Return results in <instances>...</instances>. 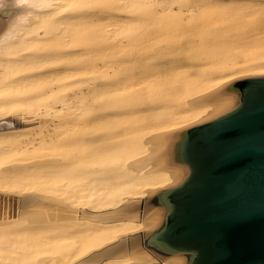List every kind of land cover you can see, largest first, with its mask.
Masks as SVG:
<instances>
[{"label": "bare ground", "instance_id": "bare-ground-1", "mask_svg": "<svg viewBox=\"0 0 264 264\" xmlns=\"http://www.w3.org/2000/svg\"><path fill=\"white\" fill-rule=\"evenodd\" d=\"M157 1L138 0L124 16L136 24L131 36L120 34L129 56L96 64L120 105L76 121L59 92L89 76L83 57L97 39L100 0L0 6V182L24 164L2 165V152L22 144L80 154L68 163L41 158L46 170L16 190L0 188V264H169L140 242L143 199L173 181L160 139L205 117L221 87L264 74V0H168L154 14L140 13ZM164 20L186 28L170 31ZM99 118L113 123L96 128ZM31 229L40 236H23Z\"/></svg>", "mask_w": 264, "mask_h": 264}, {"label": "water", "instance_id": "water-1", "mask_svg": "<svg viewBox=\"0 0 264 264\" xmlns=\"http://www.w3.org/2000/svg\"><path fill=\"white\" fill-rule=\"evenodd\" d=\"M160 153L173 181L143 199L140 242L169 264H264V74L221 87Z\"/></svg>", "mask_w": 264, "mask_h": 264}, {"label": "rangeland", "instance_id": "rangeland-1", "mask_svg": "<svg viewBox=\"0 0 264 264\" xmlns=\"http://www.w3.org/2000/svg\"><path fill=\"white\" fill-rule=\"evenodd\" d=\"M137 1L138 0H114L115 7L113 8V0H100L102 10L98 20V34L94 37L97 39L94 42L86 45L85 56L83 57V64H86V68H88V70L90 71L87 73L89 76L82 74L77 78L71 79L75 80L71 81L72 84L70 90L67 91L68 94L65 91L59 92L60 95L63 93L67 96L66 97L62 94V102H64V99L67 98V101H65L64 103L68 105L71 111V115L73 116L72 119L74 121H76V119L79 120L83 117L97 114L99 112L110 111L113 109L112 107L115 104L120 105L121 101L120 98L118 99V97L121 94L113 93V86L110 84H106V78H103V72L105 70L100 68L98 70L99 73H97L96 64L105 61H112L116 57L118 61L121 62L129 56L130 52L128 45L131 46V44H127L126 40L121 43L120 39L121 35L125 36V38L132 35V31L130 30L136 24H133L129 20V18L124 16L129 15V11ZM167 1L168 0H158L156 3H152L151 7L153 9L144 8L140 11V13H142V15L154 14V12H157L158 9L164 7ZM207 1L208 0H183L180 1V3L184 2L182 3L183 5L188 2L187 5L189 3L190 5H194L199 2L204 3ZM117 3L119 8H116ZM171 8L172 12L175 13L177 11V4L173 5ZM220 11L222 13L228 14L229 9L228 7L226 8L225 6H223V8H220ZM163 26L168 29L170 28V31L175 29L183 30L186 28V25H184L183 22H175L171 25V23L167 20L163 21ZM118 73H123L122 68ZM100 74L102 75V78L100 77ZM107 77H110V73L107 75ZM55 95L57 96L58 94L56 93ZM84 95L87 97L85 100L81 98ZM53 97L55 100V105H61V99L58 96ZM19 103H21L20 106H16L20 108L22 104H26L25 102ZM25 106L27 107V105H24V107ZM112 123L113 122L111 121V119L107 121V119L99 118L94 122V126H96V128H106L107 125L110 126V124ZM35 143L36 141H34L33 143L22 144V148L19 150L16 149L17 151L15 149H12L10 152H2L4 153V156L2 155V165L7 164L10 161L24 164H21L23 166L14 177L3 179L0 182L1 189L7 191L16 190L15 186H19L25 180L32 179L33 176L38 172L46 170L41 168L40 164L42 163L39 161V159L41 158L59 156L63 158V161L68 163L73 157L80 156L79 153V155H76V151L65 148L51 149V146H46L45 144H42L43 147L40 146L33 149L31 146L32 144H34L35 146ZM23 234V236L28 235L27 238L31 240L40 236V233H38L37 229L28 230L27 233ZM30 241H27L25 243H28Z\"/></svg>", "mask_w": 264, "mask_h": 264}, {"label": "clouds", "instance_id": "clouds-1", "mask_svg": "<svg viewBox=\"0 0 264 264\" xmlns=\"http://www.w3.org/2000/svg\"><path fill=\"white\" fill-rule=\"evenodd\" d=\"M14 3L16 5H22V4H27L29 0H0V6L7 4V3Z\"/></svg>", "mask_w": 264, "mask_h": 264}]
</instances>
